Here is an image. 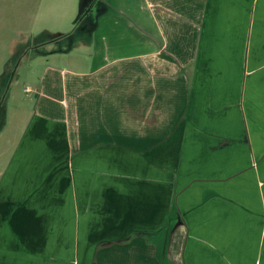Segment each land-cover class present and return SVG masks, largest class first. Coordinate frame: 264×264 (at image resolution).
<instances>
[{
  "label": "crops",
  "instance_id": "obj_1",
  "mask_svg": "<svg viewBox=\"0 0 264 264\" xmlns=\"http://www.w3.org/2000/svg\"><path fill=\"white\" fill-rule=\"evenodd\" d=\"M92 1L0 109V264H264V0Z\"/></svg>",
  "mask_w": 264,
  "mask_h": 264
},
{
  "label": "rangeland",
  "instance_id": "obj_2",
  "mask_svg": "<svg viewBox=\"0 0 264 264\" xmlns=\"http://www.w3.org/2000/svg\"><path fill=\"white\" fill-rule=\"evenodd\" d=\"M91 0H0V109L7 114L29 107L32 86L47 64L73 61L78 50L88 49L92 28ZM95 1V2H94ZM101 1V0H100ZM93 8L99 0H93ZM82 42L74 44L76 37ZM71 59V61H67ZM28 102V103H27ZM30 108V107H29ZM9 119H7L8 121ZM6 121V123H7ZM3 161V159H2Z\"/></svg>",
  "mask_w": 264,
  "mask_h": 264
},
{
  "label": "built area",
  "instance_id": "obj_3",
  "mask_svg": "<svg viewBox=\"0 0 264 264\" xmlns=\"http://www.w3.org/2000/svg\"><path fill=\"white\" fill-rule=\"evenodd\" d=\"M26 90H28V89H26Z\"/></svg>",
  "mask_w": 264,
  "mask_h": 264
}]
</instances>
